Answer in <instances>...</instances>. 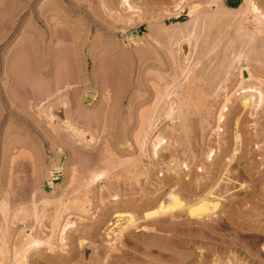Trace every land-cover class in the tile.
<instances>
[{
    "label": "rangeland",
    "instance_id": "obj_1",
    "mask_svg": "<svg viewBox=\"0 0 264 264\" xmlns=\"http://www.w3.org/2000/svg\"><path fill=\"white\" fill-rule=\"evenodd\" d=\"M121 1L0 0L6 263L23 230L48 232V198L82 199L87 170L107 166L87 212L68 208L65 246L56 233L25 264H264V101L243 109L239 93L264 79V24L248 0H130L134 11ZM151 110L140 151L134 133Z\"/></svg>",
    "mask_w": 264,
    "mask_h": 264
},
{
    "label": "bare ground",
    "instance_id": "obj_2",
    "mask_svg": "<svg viewBox=\"0 0 264 264\" xmlns=\"http://www.w3.org/2000/svg\"><path fill=\"white\" fill-rule=\"evenodd\" d=\"M121 2L125 6L126 9L134 11L135 6H133L131 4L130 0H122ZM247 2H248V5H247V10H246L247 11L246 15H248V17L251 18L254 22L259 23V24H264V10L261 9L253 0H248ZM198 6H199L198 3L192 2L190 4V6L188 7V12L187 13L190 14L192 18L196 17ZM209 19H212V18H209ZM207 21L209 22V25H210L211 24L210 22L212 20H207ZM209 25H208V27H209ZM219 33H220V31L218 32V34ZM19 58H18V65L20 67H22L21 66L22 62L21 61H20L21 63L19 62V60H21ZM16 66H17V63H16ZM16 66H14V67H16ZM20 70H16L15 73L18 74L19 73L18 71H20ZM190 70H189L188 67H187V70H185V71L183 69L184 73H183L182 77L187 82H189V74L188 73L190 72ZM239 74H240V77H241V81L245 77H250V73L247 71L246 67H240L239 68ZM258 80H259L258 84L254 83L255 85H252V86L248 85L249 87L247 86V88H248L247 90H246L245 87H242V86L239 87V88H241V91L239 93H242V94H240L241 95V102L240 103H241V107L243 109H246V108H248L250 106H252V107L253 106L254 107L255 106L256 107L260 106V104L263 102L262 99H261V96H262V94H264V86H263L264 85V79H259L258 78ZM169 93H171L169 91V89H167L165 92H162L158 100H163L164 101L167 97H169ZM228 100H229V98L225 97V101L222 104V106L220 108V111L218 113V116H217V121L218 122H221L224 119V111L228 109V104H227ZM184 102H181V104H179V105H175L178 108L176 110V111H178V112H176L178 117L181 116V112L179 111V109L182 106H180V105H182V103H184ZM188 102L189 101L187 100V102H185L184 104H186ZM178 103H179V101H178ZM172 104H173V102L168 105V109L166 110L167 111L166 112L167 115L170 116L171 118H173V113L175 111V108H174V106H172ZM183 107H185V106H183ZM180 110L183 112L182 109H180ZM152 112H154V110L153 111L151 110L150 114L143 113L144 115L140 114L141 117L139 116V119H141V120L138 121L140 123V125H138V126H140V128H139V131L137 130V132L134 133L135 136H134L133 139L135 141V144L139 147L140 151H143L145 149L146 145L149 142L150 134H151V132L153 130V127H152L153 124H154L153 120L155 119L153 116L155 114L152 115L153 114ZM216 129L217 130H222L219 125H217ZM74 132L78 136L80 135L81 137H83V135H84V133H82L83 131L82 130L80 131V129H78V128H76V130H74ZM130 145H131V143L127 142L125 146H130ZM160 147H161V136L160 135H156V137H155V139L153 140V143H152V151H153L154 155H157V151H158V149ZM208 156L212 157L213 154L209 152ZM122 161H124V159L121 158L119 160V162H122ZM187 164L185 162H183L184 168L188 170L189 166ZM58 167L56 166V168H58ZM46 168H48V167H46ZM59 169L61 170L62 168H59ZM107 172H108L107 166L106 167L105 166L104 167L101 166V168H98V169H93V167H92V169L87 170V173H85L86 175L84 177H82L83 178V182H82V186H83V195L82 196L83 197H82V199L79 196H72V197L66 198V199H64L62 197L59 200L57 199L58 197L57 198L55 197V199L57 201L55 199L53 201V198L52 199L48 198L46 201L44 200L46 202V204L47 203H50V204L53 203L54 204V202H58L57 204H55L56 206H55L52 214L50 213L51 216H49L50 221H49V224H48L49 225L48 232H46V234H44V237H40V236L34 234L35 232L32 234V232H33V231H31L32 229L27 230V231L23 230L25 233L23 234V232H22L23 235H21L20 242L18 243L19 245L17 244L18 247L15 244L14 247L16 246V248L14 250H12V254H13L12 255V259L10 258L11 259V264H25V261L27 259L26 258V256H27L26 253H28V251L30 249H32V248L34 249V247H38V246H40L42 244H44V245L47 244L49 249L53 250L54 248H52V245H53L52 242L54 240V237H55L56 233L58 235V240L60 241L61 245L65 246L64 240H65L66 232H67L68 229H70V227L75 225V222H76L74 219L72 220L70 218V215H69L70 212L68 211V208L69 207H75L76 209L80 210V212H82V213L87 212V208H86L85 204L89 203V198H88V194L87 193L89 191V187L91 186L90 184L98 182L100 179L103 178V176L105 177V174ZM45 174H46V170H45ZM49 197H50V195H49ZM172 201H175V199H172ZM42 218H43V216H42ZM20 220H23V219H20ZM36 220H38V219H36ZM36 220H35V222H36ZM40 220L41 219H39L37 221L38 224L41 223L42 220L41 221ZM42 224L43 223H41L40 225H42ZM7 252H6V250H3L2 248H0V264H8L5 261V259H6V254L5 253H7ZM213 263L215 264V261ZM216 264H218V261L216 262Z\"/></svg>",
    "mask_w": 264,
    "mask_h": 264
},
{
    "label": "snow or ice",
    "instance_id": "obj_3",
    "mask_svg": "<svg viewBox=\"0 0 264 264\" xmlns=\"http://www.w3.org/2000/svg\"><path fill=\"white\" fill-rule=\"evenodd\" d=\"M261 99H262V101H264V94H262Z\"/></svg>",
    "mask_w": 264,
    "mask_h": 264
}]
</instances>
